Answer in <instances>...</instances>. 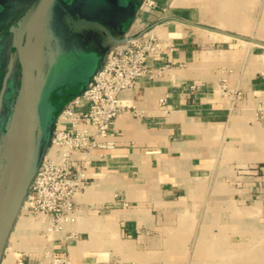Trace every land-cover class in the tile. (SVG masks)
<instances>
[{
    "label": "crops",
    "instance_id": "crops-1",
    "mask_svg": "<svg viewBox=\"0 0 264 264\" xmlns=\"http://www.w3.org/2000/svg\"><path fill=\"white\" fill-rule=\"evenodd\" d=\"M158 1L138 0L120 25L104 8L74 9L119 38L167 18L150 29L165 48L122 92L128 107L100 145L75 154V220L62 231L50 223L39 230L49 242L26 250L19 213L1 264H264V57L243 24ZM67 41L96 58L77 95L119 42L95 23H78Z\"/></svg>",
    "mask_w": 264,
    "mask_h": 264
},
{
    "label": "water",
    "instance_id": "water-1",
    "mask_svg": "<svg viewBox=\"0 0 264 264\" xmlns=\"http://www.w3.org/2000/svg\"><path fill=\"white\" fill-rule=\"evenodd\" d=\"M65 0H34L31 6L11 28L14 33L12 58L0 94V112L4 89L13 67L14 55L21 66V80L10 114L4 128H0V264L4 250L16 223L22 205L29 194L31 184L51 143L57 115L75 95L63 100L46 115L42 114V103L50 80L58 72L63 55L69 53L66 62H74L80 56L89 55L85 45L75 46L65 38L61 24V11L67 13L74 23H95L116 42H125L128 36L119 38L110 28L92 18L76 20L71 15ZM74 7L96 15L106 9L107 20L120 25L129 17H135L136 9L119 6L116 0H74ZM92 17V16H91ZM167 18L152 23L138 35L149 31ZM221 31V30H220ZM264 45V41L245 36ZM68 58V55H66ZM81 59V58H80ZM72 61V62H73ZM54 71V73H53ZM53 74V75H52ZM63 94L62 90H58Z\"/></svg>",
    "mask_w": 264,
    "mask_h": 264
},
{
    "label": "built area",
    "instance_id": "built-area-1",
    "mask_svg": "<svg viewBox=\"0 0 264 264\" xmlns=\"http://www.w3.org/2000/svg\"><path fill=\"white\" fill-rule=\"evenodd\" d=\"M159 6L158 0L143 2L144 8ZM161 9L165 13L168 8ZM127 36V41L109 50L86 88L70 99L57 115L51 143L22 205L28 213L43 214L55 231H62L76 218L75 193L84 181L82 172L73 168L75 154L100 145L98 138L108 134L117 117L128 107L122 92L134 87L139 77L152 72L150 58L159 56L165 48L150 30ZM19 263L26 264L22 260Z\"/></svg>",
    "mask_w": 264,
    "mask_h": 264
},
{
    "label": "rangeland",
    "instance_id": "rangeland-1",
    "mask_svg": "<svg viewBox=\"0 0 264 264\" xmlns=\"http://www.w3.org/2000/svg\"><path fill=\"white\" fill-rule=\"evenodd\" d=\"M187 1L182 0L180 4L190 5L195 9L199 8L201 11L203 10V12L197 13L200 18L215 23V17L217 16L222 26H224L222 22L229 19L232 26H227L228 28H235L236 23L243 24L244 30L248 35L258 37L264 41V0H192L189 3ZM246 44L253 48L255 54L258 53L264 57V45L261 46L252 41ZM65 64L60 67V70L50 80L43 103L44 111L42 114L44 116L48 110V96L50 92L54 89L57 91L62 90L63 92V88L65 90V88L71 89L72 87L73 90L78 89L94 70L96 58L95 55H85L82 63L74 66V68L67 67V63ZM20 217L21 226L24 227L22 229L24 231L21 233V248L37 250L49 242L48 236L45 239L39 236V230H42L40 232L42 234L45 231L43 229L49 227V219L40 213H28L25 209L20 211Z\"/></svg>",
    "mask_w": 264,
    "mask_h": 264
},
{
    "label": "flooded vegetation",
    "instance_id": "flooded-vegetation-1",
    "mask_svg": "<svg viewBox=\"0 0 264 264\" xmlns=\"http://www.w3.org/2000/svg\"><path fill=\"white\" fill-rule=\"evenodd\" d=\"M33 1L34 0H0V94L4 88L5 76L9 71V64L13 56L12 45H13L14 33L11 31V28L17 23V21L21 18V16L31 6ZM116 1L117 2L120 1L123 6H127L129 8H135L138 3V0H116ZM64 3L67 4V6H69L73 18L76 20H81L78 19L77 17L78 13L74 11L75 8L81 9L80 5L74 7L75 4L74 0H65ZM61 18H62L61 24L63 25L62 29L65 34V38L68 39L72 34L73 27L76 26L78 23H74L72 18L63 11H61ZM127 20L130 21V18H128ZM66 55H68V58ZM14 57L15 59L13 62V67L11 69V73L7 79L6 86L4 89L3 105L0 112V128H4L7 122L8 116L10 114L11 106L16 97L21 80V66L17 55H14ZM69 57L72 58L71 54L69 53L63 55L60 67H62L65 63L68 62L67 60L70 59ZM80 58L78 57L76 62H74L72 59L71 62L67 63V67L74 68V66H77L79 63H82L83 56H80ZM72 90L73 87L71 89L65 88V90L63 88V94H59L56 89L52 90V92H50V95L48 96L49 106L47 109L53 111V109L63 100L65 95L69 96L71 92H73ZM44 101H45V97L43 103ZM43 103L41 108L42 112L44 111Z\"/></svg>",
    "mask_w": 264,
    "mask_h": 264
},
{
    "label": "bare ground",
    "instance_id": "bare-ground-1",
    "mask_svg": "<svg viewBox=\"0 0 264 264\" xmlns=\"http://www.w3.org/2000/svg\"><path fill=\"white\" fill-rule=\"evenodd\" d=\"M225 22L231 24V22H229V19H226ZM37 224H38V223H37ZM239 253H240V252H239ZM245 255H246V253H245Z\"/></svg>",
    "mask_w": 264,
    "mask_h": 264
}]
</instances>
